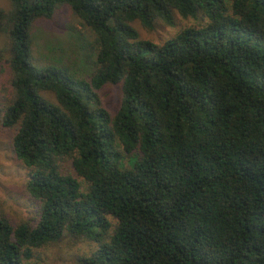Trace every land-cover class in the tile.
I'll list each match as a JSON object with an SVG mask.
<instances>
[{
    "label": "trees",
    "instance_id": "obj_1",
    "mask_svg": "<svg viewBox=\"0 0 264 264\" xmlns=\"http://www.w3.org/2000/svg\"><path fill=\"white\" fill-rule=\"evenodd\" d=\"M176 17L158 43L133 27ZM0 79L33 212L0 216V264L62 242L68 264H264V0H7Z\"/></svg>",
    "mask_w": 264,
    "mask_h": 264
},
{
    "label": "rangeland",
    "instance_id": "obj_2",
    "mask_svg": "<svg viewBox=\"0 0 264 264\" xmlns=\"http://www.w3.org/2000/svg\"><path fill=\"white\" fill-rule=\"evenodd\" d=\"M7 0H0V8L6 9ZM174 27H165L160 24L154 26L150 31L143 29L139 24L134 23L133 27L143 40L158 43L168 38L181 24L176 17ZM74 18L66 6L55 11L48 19H38L33 25L35 35V49L42 51L43 43L48 48L54 40L66 39V27L74 23ZM75 27V24H74ZM77 28V27H76ZM52 48V49H53ZM1 80V79H0ZM5 82L0 83V92H4ZM98 99L101 106L113 114L119 102V86L106 85L98 92ZM11 135L9 130L0 127V216L15 221H30L32 217V205L24 194V186L27 179V171L16 161L11 148ZM64 242L59 243L42 252V264H68Z\"/></svg>",
    "mask_w": 264,
    "mask_h": 264
}]
</instances>
